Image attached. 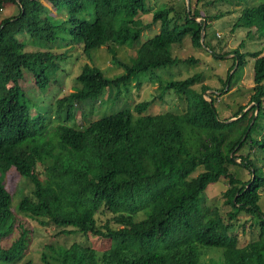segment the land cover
Here are the masks:
<instances>
[{"label": "trees", "instance_id": "obj_1", "mask_svg": "<svg viewBox=\"0 0 264 264\" xmlns=\"http://www.w3.org/2000/svg\"><path fill=\"white\" fill-rule=\"evenodd\" d=\"M49 1L57 12H66L65 19L55 22L40 0H0V10L10 4L18 9L0 21V262H20L33 232L18 222L12 194L3 184L4 176L16 171L34 185L21 200L20 212L43 226L53 224L65 235L91 234L112 242L101 257L76 244L59 249L56 264H201L203 250L220 252L210 264H264V210L259 206L264 174L251 153L241 152L248 144L253 151L264 152V137L253 135L259 128L256 120L264 118V51L242 52L244 43L238 49H224L221 41L211 44L208 33L213 21L233 14V6L246 0H189V7L186 0L175 6L162 4L148 24L141 20L150 14L147 0ZM157 23L159 33L136 51L130 63L117 56L116 46L138 42ZM242 27L257 29L264 37V0L244 7L233 31ZM24 34L45 43L47 50L25 52L20 38ZM186 42L213 59L234 54L231 71L238 64L237 71L228 72L221 90L253 61L254 106L240 108L235 120L221 118L215 93L205 97L208 85L193 88L203 80L195 73L160 80L158 94L132 109L86 126L68 124L78 109L94 108L106 88L149 72L154 76L158 69L198 64L199 59L177 54ZM69 43L84 45L88 56L107 46L125 72L109 78L101 69L85 65L71 92L54 100L55 118L63 121L49 120L50 124L43 114H30L22 82L31 73L38 87L45 88L52 79L47 70L54 73L59 68L56 61L63 57L52 50ZM168 91L187 96L186 110L147 113ZM230 164L247 169L251 178L236 177ZM220 177L228 180L224 196L232 207L225 218L218 208L200 204L206 187ZM106 212L121 227L110 221L100 225L99 217ZM241 215L250 216L247 222L257 230L256 240L244 247L235 230ZM16 229L19 237H14ZM5 240L9 245L2 247ZM43 259L51 264L46 255Z\"/></svg>", "mask_w": 264, "mask_h": 264}, {"label": "rangeland", "instance_id": "obj_2", "mask_svg": "<svg viewBox=\"0 0 264 264\" xmlns=\"http://www.w3.org/2000/svg\"><path fill=\"white\" fill-rule=\"evenodd\" d=\"M46 6V13L54 16V21L65 19L66 12H57L53 4L49 0H40ZM151 10L150 14L141 16L144 24L151 22L152 13L159 9L162 4L167 6H175V3L181 0H147ZM261 0H246L241 5H234V12L231 15H226L211 23L208 33L210 34L209 42L216 45L219 41L224 44V49H238L244 43L242 52H255L258 50L264 51V37L257 29L252 28H239L233 31L236 21L242 14L245 6H255ZM18 12L15 4H10L5 9L0 10V21L6 17L14 16ZM87 18H90L89 16ZM160 31L159 24H155L146 29L138 42L127 46H116L117 56L125 63H130L136 58V51L149 39L154 37ZM26 43L24 49L27 53H39L47 50L45 43L32 39L29 34H24L20 37ZM52 53L62 55V59L56 61L59 68L53 73L47 70L50 74L51 82L45 88H39L36 83V78L31 73L24 75L22 85L26 89L28 96L29 112L31 115L43 114L46 121L52 120L53 124L62 119L57 120L56 112L54 110L55 98H60L71 92L74 86L77 85L75 77H77L85 65L99 68L103 71L106 77L115 78L124 74L125 70L114 59V55L110 52L109 48L101 47L94 49L91 56H88L84 51V45L81 44H68V46L52 50ZM181 57H193L199 59L196 65L180 64L173 67H167L155 70L152 76L149 73L140 75L136 80H129L126 83H121L119 86L106 88L101 98L95 102L93 107H83L77 110L76 116L69 125L76 127L89 125L90 122L99 118L111 115L118 111L133 108L137 102L146 101L157 95L159 81L168 79H184L189 76L200 73L203 75V80L195 83L193 88L200 90L202 83L208 85L209 90L205 92L206 99H209L210 94L216 95V107L221 118H235L233 117L239 109L248 106L252 108L254 102L250 103V98L255 89L254 84V63L249 61L246 67L240 69L231 86H227L225 90H221L223 81L227 78L228 72L231 71L233 65L234 54L226 56L224 59H213L212 56L202 50H193L186 42L184 49L177 53ZM237 69L233 71V74ZM232 73V71H231ZM187 108V96H178L177 94L168 91L164 94L162 99H156L148 108L147 113H182ZM260 116L256 120V125L259 128L253 132L255 137H264V118ZM50 123V122H49ZM51 124V123H50ZM241 152L251 153L252 158L256 160L264 174V152L253 151L248 144ZM237 162L241 161L239 158ZM230 170L236 177L248 180L251 178L249 171L242 166L236 164L228 165ZM3 184L6 189L12 194V210L16 213L18 222L24 224L27 228L33 230L29 234L27 241L28 251L24 258L15 264H46L43 256L51 264L58 262V250L67 249L72 244H76L81 248L95 250L99 257L108 250H110L112 242L108 239H103L95 235H86L77 233L72 235L62 234V229L57 228L53 224L43 226L40 222L29 218L26 214L19 211L21 200L31 194L34 185L30 178L23 177L16 171H10L4 176ZM228 187V180L225 177H220L215 183L209 184L200 198V204L209 209L218 208L221 215L225 218L228 212H231L232 207L226 203L224 191ZM259 206L264 210V186L260 190ZM114 215L111 213L101 214L99 217V224L106 225L110 221L111 226L115 228L121 227L114 224ZM143 217V215H141ZM140 217V218H141ZM139 218V219H140ZM250 216L241 215L235 221L237 223L236 232L239 236V246L244 247L247 244L256 240L257 230L252 229V222H247ZM246 223L245 233L244 228L241 226ZM241 227V228H240ZM72 230V228H67ZM20 230L16 229L14 237H19ZM10 240H5L2 247L9 245ZM220 252L217 250H203L201 253V264H210L219 258ZM0 264H9L2 263Z\"/></svg>", "mask_w": 264, "mask_h": 264}, {"label": "water", "instance_id": "obj_3", "mask_svg": "<svg viewBox=\"0 0 264 264\" xmlns=\"http://www.w3.org/2000/svg\"><path fill=\"white\" fill-rule=\"evenodd\" d=\"M187 1V4H188V7H189V0H186ZM197 19V18H196ZM198 21H199V19H197ZM200 38H201V42H203V39H204V29H202L201 30V35H200ZM238 68V64L235 66V69H237ZM234 69V70H235ZM233 73V72H232ZM249 108V107H248ZM248 108H246L245 110H247ZM256 109H258L257 107H256ZM237 117H235V118H231L230 120H227V121H232V120H235ZM236 160H238V158H235ZM240 159V158H239ZM240 162V161H239Z\"/></svg>", "mask_w": 264, "mask_h": 264}]
</instances>
